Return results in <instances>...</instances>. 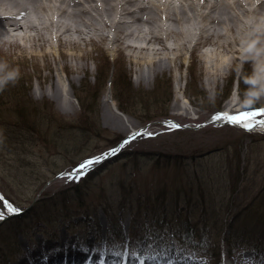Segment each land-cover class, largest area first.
Segmentation results:
<instances>
[{
	"label": "rangeland",
	"instance_id": "374dc122",
	"mask_svg": "<svg viewBox=\"0 0 264 264\" xmlns=\"http://www.w3.org/2000/svg\"><path fill=\"white\" fill-rule=\"evenodd\" d=\"M92 14L104 27L107 16ZM44 24L48 39L28 31L21 45H0V264L31 252L61 264L76 250L108 264H264V130L207 122L228 103L237 112L264 107L260 57L229 53L234 62L214 82L220 59L203 55L209 47L161 50L166 70L138 82L140 66L148 68L143 54L118 52L111 30L79 24L84 34L59 44L54 26ZM65 63L78 71L73 79ZM52 74L61 100L49 89ZM26 109L59 135L56 145L31 134L38 127L27 124ZM112 148L118 153L86 178L66 175L83 157ZM202 189H210L205 208L192 204ZM5 201L21 210L8 212ZM239 210L248 217L235 218Z\"/></svg>",
	"mask_w": 264,
	"mask_h": 264
},
{
	"label": "bare ground",
	"instance_id": "6f19581e",
	"mask_svg": "<svg viewBox=\"0 0 264 264\" xmlns=\"http://www.w3.org/2000/svg\"><path fill=\"white\" fill-rule=\"evenodd\" d=\"M94 10L107 16L104 27L96 26L91 19ZM50 12L54 16H50ZM45 16L48 20L44 19ZM45 22L54 26L59 44L74 43L72 37L76 33L82 36L84 30L79 24L95 25V30L100 33L111 30L110 36L118 52L143 54L144 61L141 57H134L136 62L143 61L148 65L147 69L140 66L138 82L144 78L150 81L166 70V60L159 57L161 50L180 54L184 49L197 52L200 47H209L203 55H215L220 59L212 72L217 75L211 80L216 82L220 75L223 76L221 68L234 62L235 56L229 59V53L242 55L246 62L259 56L256 80L258 87L264 89V0H0V45H21V39L32 37L23 35L28 31L41 33L44 37ZM145 23L151 25L147 31L142 26ZM49 53L44 50L42 55L48 58ZM63 54L68 53L63 51ZM65 67L70 73L68 78L73 79L78 71L68 63ZM49 86L52 96L61 100L63 89L54 74L50 75ZM260 97L264 98V91ZM68 105L73 107L72 102ZM176 105H180L179 101ZM221 112L238 113L230 103L213 117ZM105 114L111 120L108 109ZM65 255L68 257L61 264H108L105 262L107 257H97L89 252L76 250ZM53 257L31 252L18 264H55L57 261ZM140 259L137 261L142 264L143 259Z\"/></svg>",
	"mask_w": 264,
	"mask_h": 264
},
{
	"label": "snow or ice",
	"instance_id": "6c2138e0",
	"mask_svg": "<svg viewBox=\"0 0 264 264\" xmlns=\"http://www.w3.org/2000/svg\"><path fill=\"white\" fill-rule=\"evenodd\" d=\"M216 119L225 120L234 125H240L241 127L251 131L257 127H260L261 130H264V107H254L246 111L238 112V113H230V112H221L216 115ZM175 127H181L180 124H175ZM112 151H115L114 149ZM102 157H94L86 159L83 163L78 165L72 172L67 173L69 179L78 180L81 175H84V169L92 167L94 163H96ZM7 205V211L10 213L19 212L21 209L14 205L11 202L5 201ZM4 211L0 210V219L4 218Z\"/></svg>",
	"mask_w": 264,
	"mask_h": 264
},
{
	"label": "trees",
	"instance_id": "16d2710c",
	"mask_svg": "<svg viewBox=\"0 0 264 264\" xmlns=\"http://www.w3.org/2000/svg\"><path fill=\"white\" fill-rule=\"evenodd\" d=\"M121 109L122 110H124V108L121 106ZM29 110V109H28ZM20 114H23V113H20ZM26 116H28V114H30L29 115V117H30V119H28V118H26V116L24 115V117H25V119H26V121H27V124L28 123H32L33 124V126L34 127H38V128H40L41 130L40 131H37V129L38 128H32L31 130V134L32 135H35V136H37V134L38 135H41V136H43V137H45L46 139H48L49 138V135H50V133L48 132L47 133V131H48V129L47 128H45L44 126H45V122H43L42 120H41V118L42 119H44L43 117H42V115H40L39 113H37V112H32V111H28L27 112V109H26ZM48 114V113H47ZM53 117H55V118H57V120H58V118H60L56 113H54L53 112ZM23 118V117H22ZM61 122V124L59 123V121H58V124L59 125H61V126H64V125H66V123L63 121V119L60 121ZM67 126H69V125H67ZM41 127H44V129L43 128H41ZM39 133H42V134H39ZM55 135H58L57 133H55L54 135H50V141H52L51 143H49V144H54V145H56L59 141H60V139L58 138L59 137V135H58V137L57 136H55ZM63 135V134H62ZM10 137V136H9ZM0 139H2L1 137H0ZM78 141H81V139H78V140H76L75 141V143H79ZM65 142V141H64ZM64 142H62V144L64 143ZM0 143H3V144H5V141H4V139L3 140H0ZM73 145L72 144H66V143H64V149H66V148H71ZM87 158H90V156H85V157H83L82 158V160H80L79 162H76L72 167H74V166H76L78 163H80L81 161H83V160H85V159H87ZM72 167H70V168H72ZM88 176V175H87ZM86 176V177H87ZM86 177H84V178H86ZM84 178H82V179H84ZM81 180V179H80ZM207 187H208V185H207ZM202 192V194H200V193H198L199 194V197H201L199 200H197L196 202H194V203H192L193 204V206H198V205H200L201 207H203V208H205V206H206V201H208L209 202V199H207V197H206V192L205 191H210V189L209 190H201ZM143 196H141V197H139V198H142ZM138 198V199H139ZM145 200H148V197L145 199ZM185 202H187V203H189L190 201H185ZM177 203V202H176ZM175 203V204H176ZM142 204V203H141ZM176 207V206H175ZM131 208H134V206H132ZM176 208H178V207H176ZM252 214H254V213H252ZM248 215H249V213H246L245 211H242V210H239V211H237L236 212V214H235V218L236 217H242V218H247L248 217ZM263 218H264V216H262ZM260 218V217H259ZM221 220H222V218H221ZM259 221H261V222H263L264 223V219H262V220H259ZM191 235V233L189 232V230H187V232H186V235L185 236H190ZM255 247V246H254ZM256 247H257V245H256ZM230 249V248H229Z\"/></svg>",
	"mask_w": 264,
	"mask_h": 264
}]
</instances>
